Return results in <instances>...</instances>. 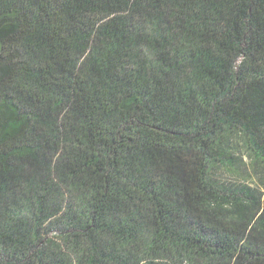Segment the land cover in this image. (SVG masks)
Wrapping results in <instances>:
<instances>
[{
    "label": "trees",
    "instance_id": "trees-1",
    "mask_svg": "<svg viewBox=\"0 0 264 264\" xmlns=\"http://www.w3.org/2000/svg\"><path fill=\"white\" fill-rule=\"evenodd\" d=\"M0 264H264V0H0Z\"/></svg>",
    "mask_w": 264,
    "mask_h": 264
}]
</instances>
